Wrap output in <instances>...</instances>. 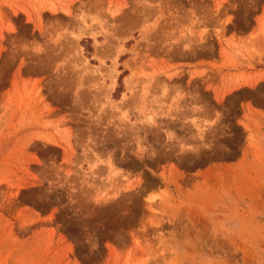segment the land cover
Here are the masks:
<instances>
[{"label": "rangeland", "instance_id": "rangeland-1", "mask_svg": "<svg viewBox=\"0 0 264 264\" xmlns=\"http://www.w3.org/2000/svg\"><path fill=\"white\" fill-rule=\"evenodd\" d=\"M0 264H264V0H0Z\"/></svg>", "mask_w": 264, "mask_h": 264}]
</instances>
